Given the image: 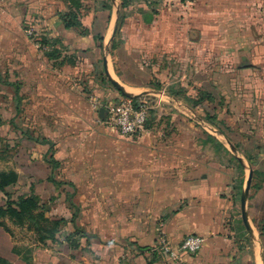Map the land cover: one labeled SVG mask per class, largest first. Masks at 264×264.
Returning <instances> with one entry per match:
<instances>
[{
  "label": "crops",
  "instance_id": "crops-1",
  "mask_svg": "<svg viewBox=\"0 0 264 264\" xmlns=\"http://www.w3.org/2000/svg\"><path fill=\"white\" fill-rule=\"evenodd\" d=\"M79 1L82 29L73 36L60 31L73 65L49 61L25 35L0 36V95L10 91L4 98L11 110L7 119L17 127L15 134H25L27 165L12 169L19 176L12 190L23 195L33 188L48 219L75 221L66 234L81 229L89 238L77 248L68 242H16L0 227V258L12 264H264L260 227L250 210L264 190V168H257L264 164L250 142L246 152L238 147L241 134H253L252 122L264 123V0H195L190 7L176 0H153L157 4L148 7L135 0L121 23V0ZM106 73L128 97L107 83ZM172 89L192 98L206 92L213 101L192 109L170 97ZM148 92L170 97L163 108H153H161L160 123L128 138L106 128L101 109L130 102L126 98L155 102ZM168 108L175 111L172 131L156 132ZM180 109L201 115V134L176 133L183 123ZM224 110L222 124L207 123V114ZM208 136L224 149L206 143ZM43 139L55 144L56 171L45 161L52 145L35 141ZM209 149L228 154L237 166L211 162ZM239 165L243 190L253 172L246 208L253 236L234 214ZM254 210L264 212V202ZM161 231L174 247L189 235L205 244L198 254L173 261L154 251ZM18 247L32 251L29 262L14 252Z\"/></svg>",
  "mask_w": 264,
  "mask_h": 264
},
{
  "label": "trees",
  "instance_id": "trees-1",
  "mask_svg": "<svg viewBox=\"0 0 264 264\" xmlns=\"http://www.w3.org/2000/svg\"><path fill=\"white\" fill-rule=\"evenodd\" d=\"M122 1V14L120 15V23L125 19L123 15V11H127L130 9L132 2L135 0H121ZM148 7H152L156 5L157 2L153 0H144ZM46 6L49 11L43 13L35 12L30 16V20L28 17L23 21L25 32L31 33V40L36 45H39L40 49L44 50L45 56L49 59V61L58 63L60 59L61 62L59 64L70 63L74 64V56L69 55L68 46H65L62 38L60 37L62 34L60 33L63 30L64 33H67L71 36L76 35V29H82V14L81 8L82 4L79 0H45ZM157 13V12H156ZM40 15H42L40 17ZM81 37L83 34H77ZM107 83L111 84L108 80ZM112 85V84H111ZM17 93H19V89H17ZM169 96L174 99L184 100L188 106L192 109H196L200 107L206 101H213V97L206 93L200 92L196 98H192L187 96L184 90H170ZM18 98V114L22 112L20 109V98ZM130 102L137 103V99L135 98H126ZM156 117V112H154ZM221 115L211 116L209 114L206 115V121L211 126H217L221 123ZM13 124L12 121L8 119H2V125L0 127H5L15 131L17 129L16 126H11ZM153 126V122L146 125V129H151ZM2 128H0V142L3 140H8L9 135L4 136ZM22 131V130H21ZM23 132V131H22ZM21 134H16L20 136L17 140H22L25 136L24 132ZM9 134V133H6ZM8 138V139H7ZM37 143L51 144L52 145V155L50 158H46L45 161L50 164L54 171L59 167V162L56 159L55 152V144L52 143L48 139L43 140H35ZM214 146H217L219 149H224L223 146L212 137L208 136L207 142ZM248 161L250 164L254 165V157L248 156ZM240 177L235 181L233 189L235 191V199L239 201L241 199V195L243 192L244 186V169L239 165ZM256 175H259L258 172H255ZM19 176L13 171H2L0 172V194L5 196V204L0 206V227L4 228L8 233L9 229L7 226V221L13 224L16 227L27 229L28 232L33 233L35 236V240L41 244L51 243L52 245H61L63 242L70 243L73 247H79L80 239H88L89 236L83 231L76 229L74 232L66 234L65 229L70 224H73L75 221L67 222L65 220L60 221H51L46 217L48 209L45 204H43L40 198L34 193L33 188L31 189L30 194H23L20 196H14L12 194V189L18 186ZM259 188V186H256ZM261 236L264 238V224L260 227ZM76 237H80L79 239ZM25 255L23 256L25 261L30 260L32 251L29 249H25ZM14 252L18 255H22V252L17 248L14 249ZM0 264H12L9 261L0 258Z\"/></svg>",
  "mask_w": 264,
  "mask_h": 264
},
{
  "label": "rangeland",
  "instance_id": "rangeland-1",
  "mask_svg": "<svg viewBox=\"0 0 264 264\" xmlns=\"http://www.w3.org/2000/svg\"><path fill=\"white\" fill-rule=\"evenodd\" d=\"M51 1V0H50ZM53 1V0H52ZM90 1V0H89ZM178 1V0H176ZM45 0H40V1H33V0H0V36H6V35H15V36H27L30 38L31 33L30 32H25V27L23 24V21L28 17V20H30V16L32 14H34L35 12H41L44 13L49 11L46 6V3H44ZM180 3V5L183 7H186L185 4L181 1H178ZM42 15H40L41 17ZM7 38V37H5ZM19 44V43H18ZM32 45L36 46L37 45L35 43H33ZM6 46L8 47V44H6ZM114 88V87H113ZM3 90L2 87L0 86V91ZM5 90V89H4ZM3 92V93H2ZM1 95H0V114H2L3 111H5V118H9L11 110H10V106H9V101L4 100V98L9 99V90H5L2 91ZM197 92V91H196ZM195 92V93H196ZM153 97V96H152ZM151 97V98H152ZM149 103H154L153 100H148ZM119 104V103H117ZM164 105V103H163ZM163 105L161 108H163ZM160 108V109H161ZM12 109V108H11ZM160 109H152L149 113V118L148 121L146 123V125H148L149 123L151 124V122H153V125L155 122L158 121V123H160V121L162 120L161 118H159V113L161 112ZM172 108H168L167 110V116L168 118H166L165 123L162 126L157 125L156 128V132H163L164 134H168L172 131V126L174 124H172L171 119L174 116V110H171ZM211 109V107H210ZM182 111V113H180V117L183 118V123L180 124L179 126V130L176 133L177 134H201L200 130H201V124H202V119H201V115L199 114H193L190 113L189 111H185L183 109H180ZM154 112H156V117ZM225 114V110L222 112V115ZM4 115V114H3ZM2 117V115H1ZM184 119L186 120V122L184 121ZM194 119V120H193ZM262 120V119H261ZM194 121V122H193ZM23 123L20 122L19 125L21 126ZM2 124H0L1 126ZM251 126L253 128H255L253 130V134H241V139L238 142L239 144V148L241 149V151L246 152L247 150V144L246 142H250V145L248 146V148H251L253 151L255 150V154L258 155L257 159H259L258 161L260 162L259 164H264V123H261V121H259L258 119H256L254 122H252ZM162 127V128H161ZM2 128V127H0ZM107 129H109L111 132H113L114 134H118L115 130H112L110 127H106ZM146 128V126H145ZM144 128V129H145ZM176 131V128L174 129L173 127V131ZM3 131V135L4 136H8L9 135V139L8 140H3L0 142V172L2 171H9L12 169H19L20 167H25L27 165L26 163V159H25V155H22V151H24V147L22 146L21 142L24 139H20V141H18L17 139L20 138V136L16 137L15 131L8 128L3 127L2 128ZM144 131V130H143ZM9 133V134H6ZM18 133V132H17ZM20 134V133H19ZM34 135H38V134H34ZM122 137V136H121ZM195 142L197 144L201 143L199 142V140H195ZM193 143V145H195L196 143ZM11 146H15V147H11ZM262 148V149H261ZM22 149V150H21ZM202 155L201 157L204 158V156L206 157V155L208 156L209 160H212L211 162H223V164L225 165H230V166H237L236 162H233V160L231 159V157L226 154V153H219V154H215L212 150H208L206 155H205V151H202ZM220 163V164H221ZM258 164V165H259ZM257 168L261 169L264 168V166H258ZM230 173L232 174L231 177L233 176L234 178H236L238 175L236 172V170L234 171H230ZM247 174H249V171H247ZM248 176V175H246ZM20 191L17 190H12V194L14 196H18L20 195ZM255 198V197H254ZM255 201H251V206H250V210L252 213V217L254 218L255 224L254 225H258L259 227H261L264 224V212L262 213H257L254 210V204H256L257 206H259L262 202H264V190L262 191V193H259L257 195V197L254 199ZM6 199L5 196L3 194H0V205H3L5 203ZM239 205V209H235V213L238 216H240L241 218V207H240V203L237 204ZM258 211V210H257ZM8 229L10 232V235L12 237V239L16 242H28V243H34L35 240V236L32 235L30 232H28L27 230L23 229V228H19L14 226L13 224H8ZM259 241V243H261V247L263 250V256H264V238L262 236H259L257 238ZM18 250H20L22 252V255H25V249H22L20 247L17 248Z\"/></svg>",
  "mask_w": 264,
  "mask_h": 264
},
{
  "label": "built area",
  "instance_id": "built-area-1",
  "mask_svg": "<svg viewBox=\"0 0 264 264\" xmlns=\"http://www.w3.org/2000/svg\"><path fill=\"white\" fill-rule=\"evenodd\" d=\"M190 7L195 0H178ZM165 93H163L152 104L148 101H142L138 104H132L127 101L119 104H110L107 109L105 123L112 130H115L124 138L133 137L142 132L149 118V113L154 107H160L165 102ZM204 238L198 235L187 236L178 247H174L168 240L167 235L161 231L159 242L154 248L155 252L166 253L173 261H179L182 254L195 255L204 247Z\"/></svg>",
  "mask_w": 264,
  "mask_h": 264
},
{
  "label": "water",
  "instance_id": "water-1",
  "mask_svg": "<svg viewBox=\"0 0 264 264\" xmlns=\"http://www.w3.org/2000/svg\"><path fill=\"white\" fill-rule=\"evenodd\" d=\"M106 77L109 79V81L111 82L112 86L120 93L122 94L123 96L125 97H128L127 93L124 91V89L120 86V84L118 82H116L115 80H113L109 75L108 73H106ZM150 93L151 95L155 96L156 98H159L163 93H155V92H148ZM164 97L166 99H169L170 97L167 96L166 94L164 95ZM100 114H101V118L102 119H105L106 118V114H107V111L105 109H101L100 110ZM234 151H236L234 149ZM252 180H253V172H250L249 174V177H248V180H247V183H246V186L242 192V195H241V199H240V207H241V219H242V222L243 224L245 225V229L246 231L248 232V234L250 236H253V231H252V228H251V225H250V222L248 220V217H247V211H246V208H247V202H248V199H249V195H250V191H251V186H252Z\"/></svg>",
  "mask_w": 264,
  "mask_h": 264
}]
</instances>
